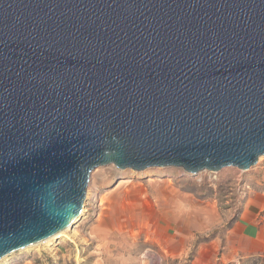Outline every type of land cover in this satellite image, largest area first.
Listing matches in <instances>:
<instances>
[{"label": "water", "instance_id": "1", "mask_svg": "<svg viewBox=\"0 0 264 264\" xmlns=\"http://www.w3.org/2000/svg\"><path fill=\"white\" fill-rule=\"evenodd\" d=\"M264 156V0H0V260L70 227L91 173Z\"/></svg>", "mask_w": 264, "mask_h": 264}, {"label": "rangeland", "instance_id": "2", "mask_svg": "<svg viewBox=\"0 0 264 264\" xmlns=\"http://www.w3.org/2000/svg\"><path fill=\"white\" fill-rule=\"evenodd\" d=\"M255 194L264 195V156L247 171L195 177L176 168H98L71 228L0 264H216ZM230 264H264V257Z\"/></svg>", "mask_w": 264, "mask_h": 264}, {"label": "crops", "instance_id": "3", "mask_svg": "<svg viewBox=\"0 0 264 264\" xmlns=\"http://www.w3.org/2000/svg\"><path fill=\"white\" fill-rule=\"evenodd\" d=\"M230 233L227 252L215 257V262L230 264L249 256L264 257V195L255 194L247 200Z\"/></svg>", "mask_w": 264, "mask_h": 264}, {"label": "bare ground", "instance_id": "4", "mask_svg": "<svg viewBox=\"0 0 264 264\" xmlns=\"http://www.w3.org/2000/svg\"><path fill=\"white\" fill-rule=\"evenodd\" d=\"M80 216H81V213H80V215L78 216V218L75 219V221L73 222V224H72L70 227H68V228H71V227H72V226H73V225L79 220ZM68 228L62 230L60 233H62L63 231L67 230ZM60 233H59V234H60ZM59 234H57L56 236H54V237H52V238L46 239V240H44V241H42V242H40V243H37V244H35V245H32V246H30V247H28V248H25L24 250L34 248L35 246H38L39 244H46L47 242H49V241H51V240H55V239L58 238ZM24 250H22V251H24ZM8 257H9V256H8ZM8 257H5V258L1 259L0 262H3L4 260L6 261V258H8Z\"/></svg>", "mask_w": 264, "mask_h": 264}]
</instances>
